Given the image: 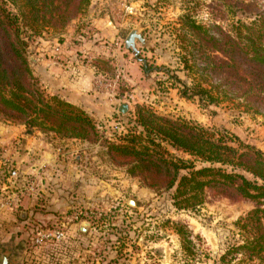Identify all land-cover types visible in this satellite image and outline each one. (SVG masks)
<instances>
[{"label":"rangeland","instance_id":"374dc122","mask_svg":"<svg viewBox=\"0 0 264 264\" xmlns=\"http://www.w3.org/2000/svg\"><path fill=\"white\" fill-rule=\"evenodd\" d=\"M245 1L256 3V13L264 12V0ZM184 3L185 0H90L85 11L62 30L43 32L41 37L34 39L29 49L30 62L36 42L62 44L65 37L69 38V44L86 42L85 37L98 31L93 19L107 15L120 32L110 47L119 42L113 51V59L120 65L123 75L117 89V99H121L120 103L128 102L130 106L124 116V128L131 127L135 107L143 105L157 114L201 125L224 136L234 146L242 142L264 153L263 108L259 111L247 110L237 101L228 99L217 105L200 104L197 99H180L183 98L180 96L182 82L170 80L159 71L168 69L188 85L193 83L192 75H188L187 71L185 75L182 73L176 44V32L181 23L179 17L186 12ZM192 4L195 5L196 19L208 26L212 25L210 12L216 9L232 10L223 0H193L190 6ZM231 13L228 12L225 19L216 22L225 28L237 19L249 25L256 15L252 12L243 15L236 9L233 10L236 13L234 17H231ZM134 27L149 40L147 46L136 43L138 58L131 50L122 49L126 35ZM104 42L105 39L95 40L100 46L105 45ZM80 55L86 56L87 53L83 51ZM95 55L96 64L103 62L99 66L105 74L113 75L114 62L107 61L100 54ZM143 63L146 64L144 72L140 69ZM143 75L144 78L139 79ZM0 123L20 124L5 120L1 114ZM99 130L106 131L105 135L113 139L120 135L113 125ZM24 132H29L26 127ZM79 145L80 149L74 147V151H71L72 165L85 162L90 156L87 160L90 162L88 170L94 177L88 179L80 174L75 187L78 191L81 179L82 183L91 185L102 180L103 197L86 207L76 198V192L60 186L56 203H52L49 197L47 203L40 205L39 198L25 192L14 206H2L16 187L0 184V255H15L14 264H264L241 253H228L233 246L242 243L245 233L240 231L236 222L254 207L252 201L208 196L199 207L177 209L172 201L173 189L154 191L147 188L137 177L128 176L124 167H115L98 158L99 146L81 142ZM91 147L94 150L87 152ZM65 148L71 149L69 146ZM168 149L177 158L193 159L170 147ZM11 159L18 168L13 156ZM56 161V167H61V160ZM195 164L200 165L198 162ZM76 165L73 169L78 168ZM18 171L21 175L19 168ZM90 178L92 181H89ZM70 179L68 174V181L72 183ZM129 199H133L134 204H130ZM85 209L88 215L73 217L74 212ZM177 222L187 227L190 242L186 248L176 232ZM82 223L87 224L84 231L80 230ZM57 230L63 232L61 238L43 237V234Z\"/></svg>","mask_w":264,"mask_h":264},{"label":"trees","instance_id":"16d2710c","mask_svg":"<svg viewBox=\"0 0 264 264\" xmlns=\"http://www.w3.org/2000/svg\"><path fill=\"white\" fill-rule=\"evenodd\" d=\"M223 1L232 9L231 17L236 9L243 15L252 12L255 18L249 25L237 19L225 28L216 21L225 19L230 11L216 9L210 12L212 25L208 26L196 19L195 5L190 6L193 0H185L186 12L179 17L176 44L182 73L192 75L193 83L188 85L168 69L159 71L170 80L182 82L183 98L214 105L228 99L247 110L259 111L264 109V12H255V2ZM89 3L0 0V114L5 120L23 124L30 133L33 129L53 132L99 146L98 158L124 167L126 174L137 177L143 186L154 191L173 189L172 201L177 209L199 207L208 196L252 201L254 207L236 222L245 233L242 243L228 253H241L264 263L262 151L242 142L234 146L201 125L157 114L143 105L135 107L131 127L126 126V132L113 139L99 130L83 108L45 92L32 70L30 46L43 32L62 30ZM101 63H95L97 73L110 77L99 66ZM140 67L146 71V67ZM169 147L193 159L177 158ZM175 229L186 248L190 242L187 227L177 222Z\"/></svg>","mask_w":264,"mask_h":264},{"label":"crops","instance_id":"0c3cea01","mask_svg":"<svg viewBox=\"0 0 264 264\" xmlns=\"http://www.w3.org/2000/svg\"><path fill=\"white\" fill-rule=\"evenodd\" d=\"M93 16L91 13L92 18ZM98 18L93 19L98 31L85 37L86 42L69 44L68 37H65L62 44L49 41L36 42L31 65L34 75L46 93L57 94L64 100L80 106L92 117L99 129H103L113 124L116 101L93 86V78L97 72L95 54H100L112 62L113 49L110 46L120 32L107 15L102 14ZM99 38L105 39L104 43L107 45L100 46V43H95ZM83 51H86V56L80 55ZM180 99L184 100V98ZM24 131L23 124L0 123V151H4L5 156H13L21 177L38 176L40 179L38 194L34 197L40 199V205L47 203L49 197L52 203L58 202L60 186L66 187L73 193L76 192V198L86 207L99 202L105 193L104 181L97 180L96 185H91L87 182L82 183L83 179H81L82 181L78 183V191L75 187L77 186L75 181L80 174L88 179L93 176L88 170L90 162L87 160L90 156L85 162L75 164L78 168L73 169L75 165L71 162V151H74V147L80 149L78 139L37 129L31 133ZM68 146L71 149L65 148ZM57 159L61 160L59 164L61 163L62 166L59 168L56 167ZM68 174L72 183L68 181ZM91 178L89 181H92ZM21 181L18 180L15 186L20 185Z\"/></svg>","mask_w":264,"mask_h":264},{"label":"built area","instance_id":"2783aa9c","mask_svg":"<svg viewBox=\"0 0 264 264\" xmlns=\"http://www.w3.org/2000/svg\"><path fill=\"white\" fill-rule=\"evenodd\" d=\"M119 45V42H115L113 46V50ZM112 56L114 57L115 54L112 52ZM114 62L115 70L113 75L108 78H105L96 72L93 78V86L97 90H101L102 92L106 93V95L114 100H117V104L114 107V119H113V129L119 131V134H123L126 132V128H124V116L118 112V104L120 103L121 99H117V89L122 78V70L116 60H111ZM121 131V132H120ZM18 180H22L20 185L15 186ZM40 179L38 176L34 175L30 178H23L19 174L18 168L14 165L11 157L5 156L4 151H0V184L4 187H16V190L12 191L11 195L3 201L1 204L2 206H14L15 202L19 200L20 195H23L25 192L33 194L34 196L38 194V186H39ZM88 211L85 209L83 212H74L73 217L77 218L80 214L88 215ZM63 236V232L61 231H54L48 232L47 234H43L44 238H55L59 239ZM38 241V240H37Z\"/></svg>","mask_w":264,"mask_h":264},{"label":"water","instance_id":"95a60500","mask_svg":"<svg viewBox=\"0 0 264 264\" xmlns=\"http://www.w3.org/2000/svg\"><path fill=\"white\" fill-rule=\"evenodd\" d=\"M139 42L142 46L149 45V40L144 38L143 35L138 31L136 27L132 28L124 39V47L128 50H131L136 58H138L139 49L136 46V43ZM143 66L146 67V64L143 63ZM130 106L128 102H121L118 105V112L120 114H127ZM130 204H134L133 199H129ZM87 227L86 223L80 225V230L84 231ZM17 257L11 253H5L0 255V264H14V260Z\"/></svg>","mask_w":264,"mask_h":264}]
</instances>
